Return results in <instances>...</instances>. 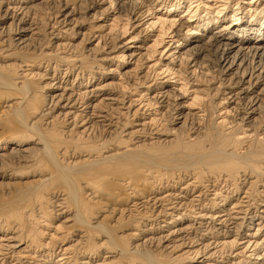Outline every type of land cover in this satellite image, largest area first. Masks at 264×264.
<instances>
[{"label": "bare ground", "instance_id": "obj_1", "mask_svg": "<svg viewBox=\"0 0 264 264\" xmlns=\"http://www.w3.org/2000/svg\"><path fill=\"white\" fill-rule=\"evenodd\" d=\"M218 1L0 0V264H264V0Z\"/></svg>", "mask_w": 264, "mask_h": 264}, {"label": "rangeland", "instance_id": "obj_2", "mask_svg": "<svg viewBox=\"0 0 264 264\" xmlns=\"http://www.w3.org/2000/svg\"><path fill=\"white\" fill-rule=\"evenodd\" d=\"M221 2L218 0H209L208 6H209V10L213 11V14L217 13L216 7L219 6ZM211 6V7H210ZM185 9V10H184ZM187 8H183L177 12H172L171 14H169V17H173L175 16L177 19H179V21H177V23L171 28L168 29L169 23L166 22L165 28L163 25H161L162 23H160L159 21H157V15H160L161 10H153L154 13L151 11L150 13H148V16L146 18V20L150 23L152 21H156V25H154V27H149L148 28V32L146 34V38L144 40V44L146 47L151 46L156 40L159 41V43L156 45V49L157 51L155 53H152V57H150V63L153 64L154 62H156L158 60V58L160 56H164L165 53L167 52V50L169 49V46L172 45V43L174 42L173 39V30L177 27V25H179L180 19H186L188 18L190 15H192V13L188 12L186 10ZM190 9H193V7H191ZM183 10V12H182ZM159 11V12H158ZM153 13V15L151 14ZM157 13V15L155 14ZM175 13V14H174ZM195 18L198 17H193L191 20H194ZM110 19H113V17H110ZM159 22V23H158ZM112 23L111 21H109V24ZM119 25H121V22L119 23ZM145 26H148V24H145ZM130 27V26H129ZM163 27V28H162ZM162 28V29H161ZM188 29L186 28L185 31H187ZM134 28H130L128 33L125 35L126 40L130 39L129 35H133L134 34ZM175 84H179V82H174ZM178 87V86H177ZM190 87V86H189ZM188 87V88H189ZM180 88V87H178ZM194 88H189L188 91L186 92V97H184V99L186 100L187 104H191L193 102H195L193 100V96L195 95L194 93ZM195 107H197L196 105H194Z\"/></svg>", "mask_w": 264, "mask_h": 264}]
</instances>
